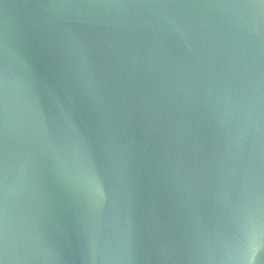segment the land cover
Listing matches in <instances>:
<instances>
[{
	"label": "water",
	"instance_id": "obj_1",
	"mask_svg": "<svg viewBox=\"0 0 264 264\" xmlns=\"http://www.w3.org/2000/svg\"><path fill=\"white\" fill-rule=\"evenodd\" d=\"M0 260L264 264V3L0 0Z\"/></svg>",
	"mask_w": 264,
	"mask_h": 264
},
{
	"label": "snow or ice",
	"instance_id": "obj_2",
	"mask_svg": "<svg viewBox=\"0 0 264 264\" xmlns=\"http://www.w3.org/2000/svg\"><path fill=\"white\" fill-rule=\"evenodd\" d=\"M261 3H264V0H261ZM249 257H252L255 260V252L249 253L247 250L243 252V259L248 260ZM0 264H3V261L0 260Z\"/></svg>",
	"mask_w": 264,
	"mask_h": 264
}]
</instances>
